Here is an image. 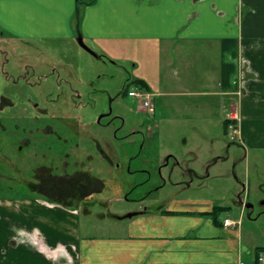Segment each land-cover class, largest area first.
<instances>
[{"label": "rangeland", "instance_id": "rangeland-1", "mask_svg": "<svg viewBox=\"0 0 264 264\" xmlns=\"http://www.w3.org/2000/svg\"><path fill=\"white\" fill-rule=\"evenodd\" d=\"M84 43L94 54L76 38L0 39V197L77 205L80 235L94 237L123 234L124 215L170 198L227 204L218 216L241 218L243 259H252L264 249V148L248 151L237 121L224 129L202 104L210 95L151 96L155 113L137 112L125 89L141 67ZM74 117L84 124L77 136Z\"/></svg>", "mask_w": 264, "mask_h": 264}, {"label": "crops", "instance_id": "crops-1", "mask_svg": "<svg viewBox=\"0 0 264 264\" xmlns=\"http://www.w3.org/2000/svg\"><path fill=\"white\" fill-rule=\"evenodd\" d=\"M77 33L99 56L141 67L134 80L150 96L210 95L202 104L223 123L236 117L248 151L264 148V0H0V39ZM34 194L0 197V264H257L256 252L243 259V221L212 216L217 204L170 198L135 212L123 234L94 237L80 235L77 205Z\"/></svg>", "mask_w": 264, "mask_h": 264}, {"label": "built area", "instance_id": "built-area-1", "mask_svg": "<svg viewBox=\"0 0 264 264\" xmlns=\"http://www.w3.org/2000/svg\"><path fill=\"white\" fill-rule=\"evenodd\" d=\"M128 95L135 98L137 100V103L142 106L147 112H152V103H151V96L150 93L143 90V89H137L133 88L128 91ZM230 119H236L234 115L229 116ZM233 125H230L232 127ZM235 131V129H234ZM236 222L234 220L226 218L224 220L225 226H234ZM256 263L257 264H264V251H261L256 256ZM239 264H244L243 262H239Z\"/></svg>", "mask_w": 264, "mask_h": 264}, {"label": "trees", "instance_id": "trees-1", "mask_svg": "<svg viewBox=\"0 0 264 264\" xmlns=\"http://www.w3.org/2000/svg\"><path fill=\"white\" fill-rule=\"evenodd\" d=\"M91 0H88V1H85V0H78V4H81V3H86V2H89ZM78 18H79V14L76 15V18H75V22L77 23L78 21ZM78 27H76V30H77ZM78 35H80L79 33H77ZM133 85L134 87L136 88H139V89H143L145 91H148V87H147V84L143 81V80H140V79H137V80H133ZM131 87H128L126 88V92H128V90L130 89ZM149 92V91H148ZM229 123H231V120H225L224 123H223V126H224V129L229 125ZM214 210L212 212H210V214L213 216H215L218 212L222 211L223 209H225L224 207L222 206H214L213 207ZM264 251V249H260V248H257L256 249V253H258L259 251Z\"/></svg>", "mask_w": 264, "mask_h": 264}, {"label": "flooded vegetation", "instance_id": "flooded-vegetation-1", "mask_svg": "<svg viewBox=\"0 0 264 264\" xmlns=\"http://www.w3.org/2000/svg\"><path fill=\"white\" fill-rule=\"evenodd\" d=\"M126 90V89H125ZM140 106L138 105V108H136V111L138 112V111H140V112H145L146 110L141 106L140 108H139ZM70 124H71V126L73 127L72 129L71 128H68L71 132H72V134L73 135H78L77 133H75V132H77L78 131V128H79V126L81 125V124H83L82 123V121H81V118L80 117H74V118H71V121L69 122ZM84 125V124H83ZM93 142H94V145L97 147V148H99L100 149V142H98L97 140H93ZM75 145H78V142H76L75 143ZM65 155H67V154H65ZM103 157L105 158V159H107V155L105 154V153H103ZM103 202H105L106 203V201L105 200H103ZM263 204H264V201H263Z\"/></svg>", "mask_w": 264, "mask_h": 264}, {"label": "water", "instance_id": "water-1", "mask_svg": "<svg viewBox=\"0 0 264 264\" xmlns=\"http://www.w3.org/2000/svg\"><path fill=\"white\" fill-rule=\"evenodd\" d=\"M76 40H77V42L79 43V45H80L81 47H83L84 49L88 50L90 53L94 54V51H93L92 49H90V48L84 43L83 38H82L81 35H78V36L76 37ZM238 203H239L241 206L244 205V207H246V208H252V207H253V204H252V203H248V202L245 203V202H243V200H242L240 197H238ZM134 214H135V212L128 213V214L124 215L123 217L130 218V217H131L132 215H134Z\"/></svg>", "mask_w": 264, "mask_h": 264}]
</instances>
